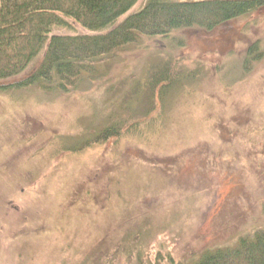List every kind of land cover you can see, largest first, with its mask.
<instances>
[{
  "label": "rangeland",
  "instance_id": "rangeland-1",
  "mask_svg": "<svg viewBox=\"0 0 264 264\" xmlns=\"http://www.w3.org/2000/svg\"><path fill=\"white\" fill-rule=\"evenodd\" d=\"M165 66L175 83L152 104ZM97 75L0 91V264H190L264 229L261 13L142 38ZM124 105L138 129L86 145Z\"/></svg>",
  "mask_w": 264,
  "mask_h": 264
},
{
  "label": "trees",
  "instance_id": "trees-1",
  "mask_svg": "<svg viewBox=\"0 0 264 264\" xmlns=\"http://www.w3.org/2000/svg\"><path fill=\"white\" fill-rule=\"evenodd\" d=\"M141 1L0 0V91L37 86L68 93L84 80L100 76L97 64L142 38L193 29L213 32L247 15L264 16V0H144L133 11ZM71 23L89 34L60 32L70 29ZM261 55L258 42L249 46L246 72ZM163 68L151 80L152 104L175 83L172 68ZM126 106L114 111L84 143H104L123 136L125 130H137L136 112ZM190 264H264V229L240 237L232 247L207 251Z\"/></svg>",
  "mask_w": 264,
  "mask_h": 264
}]
</instances>
